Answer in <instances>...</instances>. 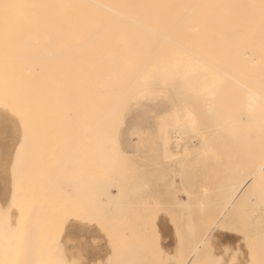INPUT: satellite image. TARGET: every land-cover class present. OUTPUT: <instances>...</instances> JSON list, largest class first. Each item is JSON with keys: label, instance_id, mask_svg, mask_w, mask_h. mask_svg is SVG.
I'll return each instance as SVG.
<instances>
[{"label": "bare ground", "instance_id": "6f19581e", "mask_svg": "<svg viewBox=\"0 0 264 264\" xmlns=\"http://www.w3.org/2000/svg\"><path fill=\"white\" fill-rule=\"evenodd\" d=\"M63 82H65L64 85H65V87L66 86L67 87L64 88L65 92H64V89H62V91L64 93L62 91L61 92H62V95L64 94L63 95L64 97H61L60 96V93H61L60 90L62 88L61 83L63 86ZM156 92L158 94L162 93L161 95H163V94L167 95V96L170 95L171 99L175 102V104L179 105L178 107L176 106L177 108L174 107V109H176L175 111H177V113L180 115L186 114V116L182 117V120H181V121L185 122L184 124H187V121L184 120V118L185 119L187 118L188 113L193 117V119L195 120V144H197L199 147L204 146V149H206L208 146V148L216 150L215 148L217 146L215 148H214V146L211 147L212 145H209L210 143H207V142L213 141L216 143V142H225L226 141V143L228 144L229 141H227V140H229V139H231L235 142L236 141H239V142H243V141H249V142L251 141L252 142L253 141L252 144H254V140L259 139V136L261 133L264 134V0H0V111L2 112L5 110L8 112L10 111L12 114H13V112L14 113L16 112L15 114H18V110H19L18 107L19 106L17 107V105H15V104H17L20 101L30 102L32 106L28 105V106L22 107V109L28 108L31 106V108L27 110L28 113L33 112V114L35 116L41 117V121L43 119L42 117L46 118L48 115L50 117V113L54 112L53 110L56 111V109H57V111L59 110L58 111V113H59L61 110H63L62 107H65V106L66 107H65V110L63 112L64 113L67 112V113H65L67 115L66 118L69 115L68 111H70V112L72 111L71 116L75 117V120L72 123H75L76 120H79V122L77 121L78 124H77V122L75 123L77 125H74L72 123L70 125H72V127H73V129H72L73 130L72 131L73 137L72 138L74 139L73 142H75V144H76L75 145L76 147L73 145L74 148H72V149L73 150L77 149L76 152H78V154H80V156H81V158H80V156L78 158L80 159V161H82V163H80L81 164V167H80L81 172L79 171L81 173V174H79V175H81V177H80L81 181L79 179V182L80 183L82 182L84 184H81V187L87 186V185H85L86 184L85 181L92 179V175L90 174V170L92 167H89L88 165L86 166V164L92 162L93 159H95L96 163L98 162L100 164V162L98 161V159L100 157H101V159L103 157L102 160L107 163L106 159L109 157L107 155H110V157H111L114 155L113 153L116 150H118V148L115 144L116 141H114V140H116V137L114 136V134L116 132V129H117V126H118V123L120 120V116H121V113H122V110L124 109V107L129 103L130 100H132L136 96L138 97V96L143 95V94L146 95L149 93L151 94V93H156ZM60 97L63 98V101L65 100L64 103L66 102V100L68 102V99L71 98V106H67V102L64 105V103L62 102V99H61V101H59ZM58 102L59 103L61 102L60 104L62 107L60 106V104ZM54 105H55V107H54ZM22 106H23V104H22ZM59 106L61 107V110L58 109V108H60ZM179 107L181 110H179ZM1 112H0V114H1ZM26 112H25V114H26ZM11 113H9V115ZM60 113L58 115L55 114V112L51 114V115H54V114L56 115V117H55L56 122H58L57 117L60 116ZM1 116H2V118L4 116V119H5V116H7V112H6V115L3 113V114H1ZM14 116H16V115H14ZM20 116H22V115L20 114ZM28 116H30V114ZM10 117L13 120L17 119V117H14L15 119L12 118V115H10L9 118ZM18 117H19V115H18ZM24 117H25V115H24ZM51 117H53V116H51ZM60 118H61V116H60ZM13 120H11V123ZM20 120L21 119H19L18 121H20ZM26 120L28 121V119H26ZM49 120L50 119H48V122H47V120L46 121L44 120V122H45L44 127L46 126V124H48V123L50 124ZM51 120H52V118H51ZM62 120H64V119H62ZM194 120H192V121H194ZM2 121L6 122V120H2ZM33 121H34V118H33ZM60 121L61 120H59V123H57V125H55L56 122H54L53 126L55 125L54 127H57L58 125H60ZM15 122H16V120H15ZM6 123L2 124V122H0V124L3 125V127H4V125L6 127L10 124V122H8V125ZM39 123L41 124V122H39ZM67 123H69V122H67ZM12 124L14 126L15 124H17V122L12 123ZM62 124H61V126H62ZM34 125H36V124H34ZM63 125H65V124H63ZM9 126L6 128H9ZM15 126H16V130H17L18 125H15ZM48 126H46V127H48ZM57 128H55V129H57ZM59 128H60V126H59ZM62 128H63V126H62ZM20 129H22V128L19 127V129L17 131H19ZM31 129H32V127H31ZM33 129H35V128H33ZM49 129L53 130V127H52V129L51 128L44 129L46 131L43 133V135ZM63 129H65V127ZM12 130H14V129H12ZM26 130L23 132L26 133ZM20 131H22V130H20ZM35 131L33 130V132H35ZM57 131H58V129H57ZM69 131H71V130H69ZM52 132L48 131L47 134H49L50 137H53L54 133H52ZM55 132H56V130H55ZM14 133H15V130H14ZM38 133H37V135H39ZM50 133L53 135L51 136ZM4 134L5 133H3V135ZM7 134L9 136L10 132H7ZM20 134H22V135L20 137L19 136L18 137L21 139V141H20L21 143L18 142L17 146L20 144L18 146V148L16 147L17 141L13 142V144H14L13 146L11 145V147L14 148L16 151L12 149L15 153H14V155L11 154V156H14L13 160L11 158L9 159L10 161L11 160L13 161L9 167L10 170H8L9 168H7L8 171L7 170L4 171L5 165L0 170V194H1L0 203H1V207L2 206L4 207V205L6 203L5 201L9 197L8 191L10 192V190H11L10 202L12 201L11 205L13 204L14 207H15V205H14L15 203H13V200L16 199L20 202L21 198H19V197L27 198L26 193L28 191L27 192H20L21 189L23 191L22 187L26 184V181L29 182L28 178H27V180H25V178H23L24 174L22 175V171L24 169V164H23L24 162L23 161L25 159V158L23 159V156H22L23 155L22 154V151H23L22 147H23L24 142L27 140V138L22 139L25 135H23V133H20ZM33 135H35V133ZM58 135H60V134H58ZM6 136L7 135L5 134V137ZM8 136H7V138H8ZM50 137L48 136L47 140ZM19 138H18V140H20ZM53 138H50V142L46 141V144H48V143L51 144V139H53ZM58 138H60V136ZM58 138L56 137L55 139H58ZM179 138H180V136H179ZM0 140L2 141V139H0ZM3 140H5V139H3ZM44 140H45V138H44ZM70 140H72V139H70ZM77 140L79 141L78 143H76ZM262 140L264 142V139H262ZM28 141H30V139ZM60 141L61 140H59V142ZM32 142H35V141H32ZM38 142L40 143V141H38ZM54 142L58 143V140H56ZM67 143H69V141ZM1 144H3V143H1ZM5 144H7V143H5ZM27 144H28V142H27ZM54 144H51L50 146L47 145V146L51 147V149H52ZM61 144H63V143H61ZM114 144H115V146H114ZM212 144L214 145V143H212ZM230 144H231V142H230ZM68 145H70V144H68ZM205 145H206V148H205ZM6 146L7 145H1L0 147L5 148ZM263 146H264V143H263ZM29 147H31V146H29ZM54 147L56 150L57 147L56 146H54ZM58 147H60V146H58ZM71 147H70V149H71ZM112 147L115 148L114 152H113L114 149L113 150L110 149ZM46 149H44V150H46ZM70 149H68V150H70ZM211 149H208V150L211 151ZM223 149H224V147H223ZM10 150H11V148H10ZM48 150L50 151V148H48ZM48 150H46V152ZM109 150L111 151L110 154L108 153ZM208 150H206L207 153H208ZM3 151H1V152H3ZM13 151H12V153H13ZM53 151H54V148H53ZM31 152H33V151H31ZM105 152H106V154L104 156H102V154ZM186 152H188V151H186ZM211 152L213 153V151H211ZM211 152H209V153L212 155ZM8 153H9V150H8ZM29 153H30V151H29ZM71 153H72V150H71ZM3 154H6V151H5V153L3 152L2 155ZM55 154L57 155L58 152L57 153L55 152ZM99 154H101V155L99 156ZM215 154H216V152H215ZM0 155H1V153H0ZM43 155H44V153H43ZM77 155H76V157H77ZM211 155H210L211 159L216 156V155H212L213 156L212 157ZM11 156L8 155V157H11ZM44 156H46V155H44ZM73 156H74V154H73ZM94 156H95V158H93ZM206 156L208 157L209 155H206ZM54 157H56V156H54ZM105 157H106V159H105ZM233 157H235V156L233 155ZM1 158H3V157H1ZM28 158H30V155ZM39 158H40V156H39ZM42 158L43 157H41L40 159H42ZM111 158H113V157H111ZM111 158H110V162L113 163ZM114 158L117 159V156ZM4 159H7V158L5 157ZM119 160L120 159H117L116 162ZM207 160H208V158H207ZM37 161H39V160H37ZM43 161H45V160H43ZM57 161H58V159H57ZM6 162H7V164L10 163L8 161V159ZM67 162L69 163V161H67ZM104 162L102 163V165L104 164ZM60 163H61V161H60ZM42 164H43V162H42ZM64 164H66V163H64ZM99 164H98V166H96V164H93V162H92V165L91 164L90 165L91 166L94 165V167L96 166L97 168L93 167L91 172L92 171L96 172L95 169L103 167V166L100 167ZM32 165H31V167H32ZM35 165H37V164H35ZM35 165H33V166H35ZM46 165H48V164H46ZM6 166H9V165H6ZM107 167L108 166L103 168L104 169L102 172L103 174L107 173V171L105 170ZM120 167H121V165H120ZM122 167H123V165H122ZM45 168H47V167H45ZM48 168H49V166H48ZM118 168H117V170H118ZM5 169H6V167H5ZM78 169H79V166L77 167L76 170H78ZM108 169L109 168H107V170ZM36 170H38V168H36ZM66 170H68V169H66ZM100 170L102 171V169H100ZM6 171L9 172L8 176L10 174V176L8 177V180L11 179V182H10V180L8 181L10 185H8L7 180H6V178H7L6 173H5ZM41 172H43V171H41ZM238 172H240V171H238ZM29 173L33 174L31 172H29ZM44 173H43V177H44ZM123 173H124V171H123ZM241 173H243V172H241ZM98 174L101 175L99 173V171H98ZM103 174H102V176H105ZM49 175H50V173H49ZM106 175H107L106 176L107 178H110L108 176V174H106ZM40 176H41V174H40ZM180 176H181V174H180ZM256 176H257V174L252 176V179L254 181L257 178ZM25 177H26V175H25ZM31 177L32 176H30V178ZM43 177H41V179ZM53 177H55V175ZM106 177H104V178L106 179ZM100 178H102V177H100ZM120 178L122 179V177H120ZM38 179H40V178H38ZM52 179L53 178H51V183L53 182ZM69 180L68 181L66 180V183H67L66 186H68V188L70 185H71V187H73L72 184L75 183L74 182V183L70 184ZM108 180H110V179H108ZM71 181H72V179H71ZM111 181H112V187H113V184H115L113 182H116L117 179L115 181H113V180H111ZM35 182H37V180L34 181L33 183H35ZM76 183H78L77 180H76ZM103 183H105V182H103ZM35 184H37V183H35ZM92 184H94V183L92 182ZM107 184H109V183H107ZM116 184H118V182ZM122 184H124V183L122 182ZM242 184H244V183H242ZM27 185H29V184H27ZM40 185H42V184H40ZM137 185H138V183H137ZM11 186H12V188L10 189ZM30 186H31V183H30ZM75 186H77V184ZM75 186L73 188H75ZM105 186H106V184H105ZM38 187H40V186L37 185V188ZM99 187H98V189H99ZM243 187H245V186H243ZM35 188L36 187L34 185V186H32V188L29 191L30 202H31V199L32 200L41 199L42 202H45V201H43V197L39 198V196H41L39 194H41V193L36 195V198L38 197L37 199L34 197L35 192L37 193ZM53 188H54V186H53ZM87 188H85V189L87 190ZM145 188H147V187L145 186ZM227 188H228V186H227ZM45 189H46V186L44 188V191H45ZM78 189L79 188H77V190ZM106 189H107V186H106ZM116 189H118V191H117L118 193L116 192L117 195L121 194L122 188H120V190H119V186H118ZM140 189H142V187ZM26 190H28V189H26ZM26 190L24 189V191H26ZM101 190H103V189H101ZM51 191H52V193L55 192L53 190H51ZM65 191H66V189H65ZM65 191H64V194L66 193ZM107 191L106 192H100V195H98L99 200L97 201V199H96V201L98 203L96 202L97 203L96 204L94 202V204H96V205L91 203L92 204L91 206L92 207H94V206L99 207L101 205V207L103 208L102 204H104V206H105L106 204L111 205V203L114 205V203H115L114 201H116V202L118 201L119 203L121 202L120 200H118L119 198H121L120 195H118L119 196L118 199L115 196L116 194L113 196L114 198H111L112 195L109 194L110 192H107ZM241 191H242V188L240 186L238 188H236L234 190V192L232 190L234 198H237ZM38 192H39V190H38ZM87 192H89V190ZM96 192H95V194H96ZM131 192H132V190H131ZM56 193L59 194L61 192L59 190V191H56ZM77 193H79V194L82 193V190H81V192L80 191L76 192V194ZM103 193L105 194L104 195L105 197L108 194V198L106 197L107 201H109V198L112 199L113 201L110 200L111 201V202L109 201L110 203L105 202L106 204L104 202L102 203L100 201V199L103 196ZM45 194L44 195L42 194V196H44V197L46 196L45 198L47 199V196H49L50 193L48 195L47 194L45 195ZM58 194H56L55 196L53 195V196L54 197L57 196V198L62 196V195L60 196V194L58 196ZM64 194L62 196L63 198H65ZM66 194H68V196ZM66 194H65L66 197H69V198L71 197L69 193H66ZM53 196H51L52 200L50 199V201L56 200V199H54ZM75 196L76 195H74L73 197H75ZM99 196H101V197H99ZM121 196H122V194H121ZM81 197H84V195ZM23 198H22V200H23ZM25 198L23 201H26V203H27V200H29V199L27 198V200H25ZM49 198H50V196H49ZM115 198L117 200H115ZM74 199L77 200V197H75ZM74 199L72 198V202H73V204L71 202L72 206L76 204L74 202ZM80 199L82 201V198H80ZM83 200H84V198H83ZM62 201H64V200H62ZM62 201L60 202L58 199V202H60V204L62 203ZM78 201H80V200H78ZM36 202H38V204H39V201H36ZM42 202H41V204H42ZM65 202H66V200H65ZM89 202H91V201L89 200ZM185 202H189V201L186 200ZM200 202H202V201H200ZM67 203H70V202H67ZM50 204H52V203H50ZM54 204L55 205H53V206H56V202ZM58 204L56 207H58ZM71 204L69 205L70 209L72 207ZM186 204L187 203H185L184 206H186ZM16 205H17V208L19 210L17 212H15L13 210H12L13 212H11V210H10V212H11L10 215L14 218L15 217L20 218V216L22 217V212L24 210L22 209V211H21V209H20L21 208V202H20V206H19V204H16ZM63 205H64V202L62 203V206ZM80 205H81V203H80ZM88 205H90V203H88ZM200 205H201V203H200ZM212 205H214V204H212ZM67 206H65V207H67ZM85 206L87 207V205H84L81 208L77 204L76 205L77 209L75 208L77 210V212H76V214H73L75 216L72 217V214L71 215L69 214L72 218H70V216L68 215L69 219H67V220L65 219L66 220L65 221L66 222V228H65L66 232L63 231V232H65L64 233L65 237H67V238L71 237L72 238L75 235H79V234L83 235V233L86 236L89 231L94 236L95 232L93 230H95L96 228L94 229L93 227H95V226H91V225L88 226L85 223L88 221V220H85V214L88 211L84 214L82 212L81 213L78 212V208L88 210L90 207V206H88V208H85ZM188 206H190V205H188ZM26 207L28 208V206H26ZM39 207L42 208V206H39ZM39 207H38V209H39ZM92 207H90V208H92ZM98 207H96V208H98ZM31 208H32V210H34L33 209L34 207L31 206ZM52 208H54V207H52ZM118 208H120V207H118ZM142 208H143V206H142ZM186 208H188V207H186ZM4 209H6V208H4ZM44 209H45V207H44ZM62 209H63V207L61 208V210ZM25 210H27V209H25ZM57 210L60 212V209H57ZM28 211H30V210H27V212ZM49 211L50 210L47 209L46 212H48V213H46V215L50 214L52 212V211H50V213H49ZM58 211H55V212L57 213ZM66 211H67V209H66ZM66 211L65 212L61 211L60 213H62V212L66 213ZM90 211H91V209L89 210V212ZM94 211H96V209L93 210L92 212H94ZM118 211H120V209ZM5 212H6V210L4 211V213ZM70 212L73 213V212H75V210L72 208V210H70L69 213ZM77 213H79L78 218L76 217ZM95 213L97 214L98 210ZM133 213H135V212H133ZM32 214H34V213H32ZM88 214L89 213H87L86 215H88ZM221 214H223V212L220 213V215ZM8 215H9V210H8L7 217H8ZM44 215H45V213H44ZM57 215L53 217V215L51 214L50 216L53 217V220H54V218H57ZM37 216H40V215L38 214ZM221 216H224V214ZM5 217H6V215H5ZM24 217L26 219L27 216L24 215ZM47 217H49V215H47ZM86 217L91 221V223H88V222H90V221H88L87 222L88 224H92L93 222L95 223L97 220L96 219L94 221V220H91L90 217H88V216H86ZM118 217L119 216H117V220H118ZM125 217H126V215H124V218L120 217L121 219H123V222H125L124 221V219H126ZM4 218L2 217L1 219H4ZM61 218H63V217H61ZM93 218H96V217L92 216V219ZM49 219H51V218H49ZM76 219L80 220V221H77ZM102 219L104 220V218H102ZM53 220H52V222H53ZM117 220L115 219V221H117ZM6 221H7V219H6ZM28 221H29V219H28ZM104 221L106 222V220H104ZM112 221H113V218H112ZM126 221H128V220H126ZM189 221L192 224V221L191 220H189ZM0 222H1V220H0ZM21 222L22 221L20 220V223ZM58 222L59 221H57V223L55 222V225H59ZM60 222H62V221H60ZM109 222H107V223L109 224ZM16 223H18V221ZM120 223H122L121 220H119L118 224H120ZM2 224L0 223L1 226H2ZM44 224L46 226V224H48V223L44 222L43 226H44ZM49 224L51 226V223H49ZM116 224H117V222H116ZM5 226H6V224H5ZM8 226L10 227L13 225H11L9 223ZM26 226L24 225V227H26ZM36 226H37V224L34 226L35 229H37ZM126 226H127V224H126ZM121 227L124 228V231L126 230L125 226L121 225ZM188 227H190V225ZM2 228H4V227L2 226ZM2 228H1V230H4ZM12 228H15V227H12ZM60 228L64 229L62 224H61ZM122 228H121V230L123 231ZM6 229H7V227H6ZM10 229H11V227H10ZM22 229H23V227H22ZM41 229L39 231H41ZM43 229H45V228H43ZM111 229L115 230V228H111ZM85 230H87V232H85ZM28 231H29V228H28ZM37 231H38V229H37ZM116 231L117 230H115L114 233ZM124 231L122 233H124ZM132 231L133 230L131 228L130 232H132ZM192 231L193 230H191L190 232H192ZM45 232H46V229H45ZM57 232L59 233V231H57ZM206 232H208V231H206ZM8 233H9V230H8ZM24 233H25V231H24ZM24 233H22V234L24 235ZM4 234H6V233L4 232ZM18 234H20V233H18ZM104 234L106 235L107 233L104 232ZM133 234H132V236H133ZM186 234H188V233H186ZM116 235H117L116 238L118 240L120 234H118L116 232ZM0 236H1V234H0ZM16 236L17 235H15V237ZM95 236H96V234H95ZM97 236H99V235H97ZM106 236L108 237V235H106ZM8 237H7V239H8ZM10 237H11V235H10ZM49 237H50V235H49ZM124 237H125V234H124ZM204 237H205V235H204ZM1 238H3V236H1L0 239ZM36 238H38V237H36ZM76 238H77V236H76ZM94 238H96V237H94ZM94 238H93V240H94ZM7 239H6V241H7ZM11 239L12 238H10V240ZM21 239H23V238H21ZM26 239H24V240H26ZM45 239H48V238H45ZM82 239H83V237H82ZM87 239H89V233H88ZM2 240H4V244H2L4 246L5 245V239H2ZM41 240H43V239H41ZM96 240H95V244L97 246L98 244L96 243ZM219 240L221 241L222 239L219 238ZM80 241H82V240H80ZM84 241H85V239H84ZM108 241H106V242H108ZM16 242H14V243H16ZM24 242L27 243L26 241H24ZM24 242H23V244H24ZM39 242H40V240H39ZM39 242L37 241L36 244H38ZM72 242H74V241H72ZM75 242L77 243V241H75ZM91 242H92V239H91ZM114 242H116V240ZM119 242H121V239H119ZM42 243H45V241ZM67 243H68V241H67ZM71 243H69V244H71ZM78 243L80 244V242H78ZM110 243H111V239H110ZM110 243H108V244L110 245ZM199 243H198V245H202ZM95 244L93 245V248H94ZM2 245L0 247H3ZM11 245H12V243H11ZM18 245H19V243H18ZM58 245L59 244H57V246ZM90 245H92V244L90 243ZM112 245H111V247H112ZM189 245H190V243H189ZM59 246H61V245H59ZM100 246H102V245H100ZM118 246H119V244H118ZM11 247H10V249H11ZM69 247H70V245H69ZM86 247H87V244H86ZM86 247H84V248H86ZM175 247L177 248V244ZM175 247H174V250L178 251V250H176ZM210 247H213V246L211 245ZM4 248H7V250H9L8 247L4 246ZM14 248H15V246H14ZM60 248H62V247H60ZM84 248H82V249H84ZM95 248H96L95 250L99 249L97 247H95ZM102 248H101V250H102ZM124 248H125V245H124V247H122V249L124 250ZM219 248H217V249L215 248L216 251L217 250L219 251L220 250ZM24 249H26V248L24 247ZM24 249L21 251H24ZM32 249H33V247H32ZM65 249H66V247H65ZM196 249H199L198 246L196 247ZM196 249H195V251H196ZM4 250H3V252H7L6 250L5 251ZM38 250H40V249H38ZM60 250L64 251L63 248ZM60 250H59L60 253L57 250H55L57 252L56 255H58L59 258L62 255L61 254L62 252ZM87 250L84 249V252ZM126 250H127V248H126ZM137 250H138V252H140L141 249H137ZM193 250H194V248L192 249V251ZM28 251H30V250L28 249ZM175 251H174V253H175ZM192 251H191V254H192ZM8 252L11 253L10 251H8ZM84 252L82 250L81 253H84ZM92 252H94V251H92ZM112 252H114V251H112ZM1 253H2V251H1ZM24 253H26V250L24 251ZM64 253L65 252H63V257H64L63 260L66 261L67 257H66V255L64 256ZM98 253H99V251H98ZM106 253H108V251ZM12 254L13 253H11V255ZM87 254H88V256H87L88 258H86V260L87 259L89 260L90 257L92 259L97 258L94 256L95 254H93V257H92V255L89 257V255H90L89 253H86L84 255H87ZM99 254L98 255L96 254V256H98V258H100ZM103 254L105 255V253H103ZM121 254L123 255V253H121ZM25 255L26 254H24L23 256H25ZM31 255L32 254H30V256ZM53 255H55V253H53ZM81 255H83V254H81ZM106 255H108V254H106ZM110 255L112 256L111 253H110ZM30 256L28 258H30ZM9 257H11V256H9ZM63 257H61V258H63ZM110 257H109V259H110ZM127 257H131V255L128 256V254H127ZM32 258H34V255H32ZM35 258H37L36 255H35ZM59 258H57V259H59ZM6 259H7V257L5 258V260ZM25 259H26V257H25ZM44 259L39 258L37 260L34 259V261L36 262V264H43V263L59 264V262L61 263V260H62L61 259L60 261H58V260H48V259L44 260ZM100 259H102V258H100ZM124 259H128V258L124 257ZM188 259H189V257L187 258V260ZM15 260H17L16 257H15ZM63 260H62V264L64 263ZM95 260L98 261V259H95ZM111 260L112 259H110V261ZM190 260H191V258H190ZM195 260H196V255H195ZM71 261H73V260H71ZM71 261H68V262L71 263ZM76 261H77L76 263L81 262L80 259H79V261L78 260H76ZM107 261L109 262V260H107ZM122 261L124 262V260H122ZM136 261H137V259H136ZM136 261H135V264H136ZM12 262H13V260L8 259V261H3L0 258V264H12ZM21 262H22V264H26V262L28 263V261L27 260L25 261L24 259ZM73 262H75V261H73ZM87 262L89 263L90 260ZM92 262H94V261H92ZM99 263L101 264L102 261H100ZM131 263H133V262H130V264ZM172 263H173V261H172ZM196 263L199 264L198 262L195 261V264ZM65 264H66V262H65ZM82 264H85V262H83ZM174 264H175V262H174Z\"/></svg>", "mask_w": 264, "mask_h": 264}, {"label": "rangeland", "instance_id": "374dc122", "mask_svg": "<svg viewBox=\"0 0 264 264\" xmlns=\"http://www.w3.org/2000/svg\"><path fill=\"white\" fill-rule=\"evenodd\" d=\"M64 83L65 82H63V86L61 83L62 88H61L60 92L62 91V89L67 87V86L65 87ZM62 92L60 93V96L64 97L63 96L64 94L62 95ZM64 92H65V89H64ZM161 94L162 93L158 94L157 92L151 93V94L149 93L146 95L143 94V95H140L138 97L136 96L137 97V98L135 97L136 99L133 98L132 100L129 101V103L122 110L120 120H119L117 129H116V132L114 134V136L116 137V140H114V141H116L115 144H116L118 150L115 151L114 147L110 148L111 150L114 149L113 152L114 151L115 152L114 153L112 152V153L115 156L113 155V156H111L113 158H111L110 155H107V156H109L107 159L105 157L107 163L109 162L108 164L102 160L103 157H102V159H101V157L98 159L100 164L98 162L96 163L95 159H93V161H92L93 164H96V166H98V164H99L100 167L103 166L102 168L95 169L96 172H93V171L91 172L92 168L94 167V165L91 166L92 162L87 163L86 166L88 165L89 167H92L90 170V174L92 175V179L86 180L85 185H87V186L82 185L83 187H81V184H84V183L79 182V179L81 181V178H80L81 175H79V174H81L80 173L81 172V170H80L81 164L80 163H82V161H80V159L78 158L80 156V154H78V152H76L77 149L76 150L72 149L76 145L75 142H73L74 139L72 138L73 137V135H72L73 127H72V125H70L75 120V117L71 116L72 111L71 112L68 111L69 115L66 118L67 115L65 113H67V112H65V113L63 112L65 110L66 106L62 107L60 104L61 102L60 103L58 102L60 104V106L63 108V110H61L60 106H59L60 108H58L61 110L60 112L63 114L62 115L59 112L61 118H60V116L57 117L58 122H56V118H55L56 115L55 114H57L59 110L58 111H57V109H56V111L53 110L55 112V114H54L55 116L51 115L52 113H54V112H52V113H50V117H49V115L46 118L42 117L43 119L41 121V117L35 116L33 114V112L28 113L27 110L30 109L32 105L30 102H27V101H20V102H18L19 104L18 103L15 104V105H17V107L19 106L18 109L20 110V111L18 110V114H15L16 112L15 113L13 112V114L16 116H14L10 111L9 112L5 111V110L2 112L0 111L1 114L4 113L5 115L7 112V116H5V119H4V116L2 118V116L0 114V122H2V124L7 122L6 123L7 125H8V122H10V124H9L10 126L8 125L9 128H6L8 126L5 127V125L3 127V125L0 124V139H2V141L0 140V146L1 145H7L6 147L7 148L9 147L8 149L5 147L7 150L3 147H0L1 149L3 148L2 150L0 149L1 151H3L4 149L5 150L3 152L5 153V151H6V154H3L4 156L2 155L3 152L0 151V153H1L0 156L3 157V158L0 157L1 158L0 159V170L5 165L4 166V171H5L12 164V162H13L12 160H13L14 156H11V154L14 155L15 152L13 150H15V149L12 148L11 145L13 146L14 145L13 142L17 141L16 147L18 148V146L20 145L19 144L17 146L18 142L21 143L20 142L21 139L19 137L22 134H20V133H23V135H25L26 137L24 136L23 138L22 137L21 138L22 139L27 138V140L24 142L23 147H22V150H23L22 156H23V159L25 158L23 161L24 162L23 163L24 169L22 171V175L24 174L23 178H25V180H27V178H28L29 182L31 183V186H30V183L26 181V184L22 187L23 191H22V189L20 191V192H27L28 191L26 193V197L29 199V200H27V198L24 197L25 200H27V203H28L27 204L26 201H23L24 200L23 197H19V198H21V200H20L21 208L20 209H21V211H22V209L24 210L22 212V217L20 216V218H17V217L14 218L10 215L11 212H13V211L17 212L19 210L17 208L16 204H19V206H20V202L16 199L15 200L12 199L13 203H15L14 204L15 207L13 206V204L11 205V203H12V201L10 202L11 190H10V192L8 191L9 197L5 201L6 203L4 202L5 203L4 207L3 206L1 207V203H0V208H1L0 212L4 208H6L1 212L2 214L0 213V216H1L0 217V220H1L0 223L4 224V225L2 224V226L4 228H2V226L0 225V234H1V236H3V238L0 239V246L2 244H4V240H2V239H5V245L4 246L9 248V250H7V248H4L3 245H2L3 247H0V253L2 251V253L0 254V256H1L0 258L3 261H8V259L13 260L12 264H17V263L22 264L21 261H23V259L25 261L26 260L28 261V263L26 262V264H31V263L36 264L34 259L37 260L39 258H41V259L45 258L48 260L60 261L61 259L62 260L64 259L63 252H65L66 254L64 253V256L66 255L67 260L68 261L73 260L75 262L71 261V263H70L67 260L66 261L63 260V262H64L63 264H65V262H66V264H75L77 262L76 260L79 261V259L82 263L85 262V264L86 263L87 264H98L100 261H102L101 264H112V263L113 264H124V263L130 264V262H133L131 264H135L136 259H137L136 264H138V263L139 264H162V263L163 264H174V262H175V264H195V261L198 262L199 264H264V146H263L264 142L262 140V139H264V134L261 133L259 136V139H255L256 141L254 140V144H252L253 141L252 142L251 141L250 142L249 141H243V142L236 141L235 142V141L229 139V140H227V141H229L228 144L226 143V141L225 142H216V143L211 141L212 143H214V145L211 142H207V143H210L209 145H212L211 147L214 146V148H215L217 146L215 148L216 150L208 148V146L206 148V145H205L206 149H204V146L199 147L197 144H195V120L193 119V117L188 113L187 118L186 119L184 118V120L187 121V124H184L185 122H183L181 120H182V117L186 116V114H184V115L178 114L177 111H175L176 109H174V107L177 108L179 105L175 104V102L171 99L170 95L167 96V95H164V94L161 95ZM61 97H60L59 101H61V99H62V102L64 103L65 100L63 101V98H61ZM66 102H67V100H66ZM65 103H64V105H65ZM22 104H23V106H22ZM28 105H31V106L28 108L22 109V107H25ZM67 106H71V98L68 99ZM54 107H55V105H54ZM179 110H181L180 107H179ZM25 112H26V114H25ZM9 113H11L10 115H12V118L17 117V119L14 118L17 122V124H15V125H18L17 130L19 129V127H21L22 129H20V130H22V131H20V130H19L20 132L17 131L16 126L15 125H14L15 127L13 126L12 123H16V122H15V120L11 119V117L9 118V116H10ZM20 114L22 116H20ZM29 114L31 117L28 116ZM18 115H19V117H18ZM24 115H25V117H24ZM51 116H53V117H51ZM32 117L34 118V121H33ZM47 118L50 119L49 121H50L51 125L48 123V124H46V126L49 125L50 127L49 126L44 127V125H45L44 120L45 121L47 120V122H48ZM51 118H52V120H51ZM19 119H21V120L18 121ZM26 119H28L29 122ZM62 119H64V120H62ZM2 120H6V122H4ZM11 120H13L14 122L12 121V123H11ZM59 120H61V121H60V125L57 126L58 128L54 127L55 125H57V123H59ZM192 120H194V121H192ZM77 121L79 122V120H76V122ZM39 122H41V124ZM54 122H56V124L53 126ZM67 122H69V123H67ZM78 122H77V124H78ZM62 123L65 124L66 126L63 125ZM75 123H72V124L77 125ZM34 124H36L37 126ZM61 124H62L63 128L65 127V129L62 128ZM59 126L61 129L59 128ZM31 127H32V129H31ZM52 127H53L54 131L50 130V129L48 131L49 132L53 131L52 133H54V136H53L54 138L50 137V135L47 134L48 131L43 135V133L46 131L44 129H46V128L52 129ZM33 128H35V129H33ZM55 128H57L58 131L59 130L60 131L58 132L57 129H55ZM12 129L15 130V133H14V130H12ZM66 129L68 131L69 130H71V131L68 132ZM25 130H26V133L23 132ZM33 130L34 131L36 130V131L33 132ZM55 130H56V132H55ZM6 131L10 132L9 136H8ZM3 133H5L8 136V138H7V136L5 137V134L3 135ZM34 133H35V135H33ZM37 133L39 135H37ZM57 133L60 135H58ZM46 134L50 138H53V139H51V144H54L55 143L54 141L58 140L59 144L57 142L54 144V146L57 147L56 150H55V147L53 146L54 151L56 153L58 152V154H57L58 156L53 151V148L51 149V147H49L51 145L48 143V142H50V138L47 140L48 136ZM52 135L53 134H51V136ZM55 136L57 138L60 136V138L55 139L56 138ZM179 136H180V138H179ZM18 138L20 140H18ZM44 138H45V140H44ZM3 139H5V140H3ZM29 139H30V141H28ZM70 139H72V140H70ZM59 140H61V141L59 142ZM32 141H35V142H32ZM38 141H40V143ZM46 141H48L47 142L48 144H46ZM68 141H69V143H67ZM27 142H28V144H27ZM78 142L79 141L77 140L76 143H78ZM230 142H231V144H230ZM1 143H3V144H1ZM5 143H7V144H5ZM61 143H63V144H61ZM56 144L60 147H58ZM68 144H70V145H68ZM115 144H114V146H115ZM47 145H49V146H47ZM29 146H31V147H29ZM70 147H71V149H70ZM223 147H224V149H223ZM10 148H11V150H10ZM48 148H50L51 152L48 150ZM44 149H46L48 151L46 152V150H44ZM68 149H70V150H68ZM208 149H211V151H213V153ZM8 150H9V153H8ZM71 150H72V153H71ZM206 150H208V153ZM12 151H13V153H12ZM29 151H30V153H29ZM31 151H33V152H31ZM186 151H188V152H186ZM214 151L216 152V154ZM209 152H211L212 155H216V156L213 157ZM43 153L46 156H44ZM108 153L110 154L111 151L109 150ZM73 154H74V156H73ZM105 154H106V152L103 153L102 156H104ZM8 155L11 157H8ZM29 155H30V158H28ZM38 155L40 156V158L41 157H43V158L40 159ZM76 155H77V157H76ZM100 155L101 154H99V156ZM206 155H209V156L207 157ZM210 155L213 157L212 158L213 160L211 159ZM233 155L235 157H233ZM54 156H56V157H54ZM116 156H117V159H120L117 162H116L117 159L114 158ZM5 157L10 162V163L8 162L9 164H7V162H6L7 159H4ZM10 158L12 159L11 161L9 160ZM80 158H81V156H80ZM93 158H95V156ZM110 158L113 161V163L110 162ZM207 158H208V160H207ZM57 159H58V161H57ZM37 160H39V161H37ZM43 160H45V161H43ZM66 160L69 161V163ZM60 161H61V163H60ZM42 162H43V164H42ZM103 162H104V164L102 165ZM64 163H66V164H64ZM32 164L33 165L37 164V165L33 166ZM46 164H48V165H46ZM6 165H9V166H6ZM31 165H32V167H31ZM120 165H121V167H120ZM122 165H123V167H122ZM48 166H49V168H48ZM78 166H79V169L76 170ZM96 166L94 168H97ZM104 166L105 167L108 166L107 168H109V169L107 170V168H106L105 170L107 171V173L103 174L102 172L104 170L103 168H105ZM5 167H6V169H5ZM45 167H47V168H45ZM36 168H38V170H36ZM117 168H118V170H117ZM66 169H68V170H66ZM100 169H102V171ZM8 170H10V168ZM7 171L5 172L6 177H7L6 180H7L8 185H10L8 182L9 180L11 182V179L8 180V177L10 176V174L8 176L9 172H7ZM41 171H43V172H41ZM98 171L100 174L102 173L105 176H102V174L99 175ZM123 171H124V173H123ZM238 171H240V172H238ZM29 172L33 173L34 175L30 174ZM241 172H243V173H241ZM39 173L41 174V176ZM43 173H44V177H43ZM49 173H50V175H49ZM106 174H108V176L110 178H107ZM180 174H181V176H180ZM255 174H257V176H256L257 178L254 181L252 179V176ZM25 175H26V177H25ZM54 175H55V177H53ZM30 176H32V177L30 178ZM41 177H43V178L41 179ZM100 177H102V178H100ZM104 177H106L107 180ZM120 177H122V179ZM38 178H40V179H38ZM51 178H53L55 180L54 181L52 179V181H53L52 183H51ZM71 179H72V181L73 180L74 181L72 182ZM108 179H110V180H108ZM114 179L115 180L117 179V181L113 182L115 184H113V187H112V181L111 180L115 181ZM36 180H37V182H35V183H37V184L33 183ZM66 180L67 181L69 180L70 184L75 182L74 184H72L73 187L76 184H77V186H75V188H73L70 185L68 188V186H66V184H67ZM76 180L78 183H76ZM92 182L94 184H92ZM103 182H105V183H103ZM117 182L119 185L116 184ZM122 182L124 184H122ZM107 183H109V184H107ZM137 183H138V185H137ZM242 183H244V184H242ZM27 184H29V185H27ZM40 184H42V185H40ZM105 184L107 186V189H106ZM34 185H35V187H36L35 189L37 191V193L35 192L34 197L36 198V195L41 193V194H39L41 196H39V195L38 196H39V198L43 197V201H45V202H42L41 199H38V200H35V199L32 200L31 199V202H30L29 191L32 188V186H34ZM37 185L40 187L37 188ZM45 186H46V189L44 191ZM53 186H54V188H53ZM97 186L98 187L100 186L99 189ZM118 186H119V190H120V188H122L121 189L122 196H121V194H118V195H120L121 198H119V196L117 195L118 189H116V188ZM145 186L147 188H145ZM227 186H228V188H227ZM239 186L242 188V191L240 192V194L237 198H234L232 190L234 192V190L236 188H238ZM243 186H245V187H243ZM56 187L57 188L59 187V188L57 189ZM84 187L85 188L88 187L87 190ZM139 187L140 188L142 187V189H140ZM11 188H12V186L10 187V189ZM77 188H79L78 190L80 192L82 190V193L76 194V192H79L77 190ZM100 188L103 190H101ZM203 188L204 189L206 188V189L204 190ZM24 189L25 190L28 189V190L24 191ZM65 189H66V191H65ZM38 190H39V192H38ZM49 190L50 191L51 190H53V191H55V190L59 191L60 190V192H61V193H59L60 196L61 195L63 196L64 191H65L66 193L70 194L71 199L69 197H66V195L68 196V194H66V193H65L66 195L64 194L65 198H63L62 196H61L62 198L61 197L57 198V196L54 197L58 193H56V191L52 193V191L50 192ZM88 190H89V192H87ZM105 190L106 191L108 190L107 192H110L109 194L112 195L111 198H114L113 196L116 194L115 196L117 197V199L119 198L118 200H120L121 202L119 203L118 201L117 202L114 201L116 203V204L114 203V205L112 203H111V205L106 204L107 202L110 203L111 202L110 200H112V199L109 198L110 202L107 201L106 197L108 198V194L105 197L104 196L105 194L103 193V196L102 197L99 196V197H101L100 201L102 203L106 202L105 203L106 205L104 206V204L101 203L103 208L101 207V205L99 207L96 206V207H98V208H96L94 205H96L98 203L97 202L99 200L98 195H100V192H106ZM131 190H132V192H131ZM95 192H96V194H95ZM45 193L47 195L50 193V195H49L50 198H49V196H47L48 200L45 198L46 196L45 197L42 196V194L44 195ZM59 194H58V196H59ZM74 195H76L75 197H77V200L74 199L75 198V197H73ZM83 195H84V197H81ZM51 196H53L54 199H56V200L50 201ZM0 197H1V194H0ZM22 198H23V200H22ZM72 198L74 199V202L76 203V204L74 203L75 204V205H73L74 207L72 206V204H73ZM80 198H82V201ZM83 198H84V200H83ZM58 199L60 202L62 200H64V201H62V203L64 202V205L65 206L68 205V206L67 207H65L64 205L62 206V203L60 204V202H58ZM96 199H97V201H96ZM117 199L115 198V200H117ZM65 200H66V202H65ZM78 200H80L81 202ZM89 200L91 202H89ZM186 200L189 202H185ZM32 201L33 202L35 201V202L33 203ZM36 201H39V204ZM200 201H202V202H200ZM41 202H42V204H41ZM55 202H56V206L59 203L58 207L53 206V205H55L54 204ZM67 202H70V203H67ZM71 202H72V204H71ZM87 202L90 203V205H88ZM94 202L95 203L97 202V203L94 204ZM199 202L201 203V205ZM50 203H52V204H50ZM80 203H81V205H80ZM91 203L94 204L93 205L94 207L91 206L92 205ZM185 203H187L186 206H184ZM70 204L72 206L71 209L69 208ZM77 204L81 208L84 205H87V207L85 206V208H88V206L92 207V208L89 207L88 210L78 208V212H80V213L82 212L84 214L88 211L87 213H89V214L88 215H86L87 213L85 214V220L90 221L86 216L90 217L91 220H94V221L97 219L96 222L95 223L93 222L92 224H88V223H91V221L90 222L87 221L88 223L85 222L88 226H90V225L95 226L93 228L94 229L96 228V229L93 231L95 232L96 236H95V234L93 236V234L90 233V231H89L88 232L89 233V239H87L88 233L86 236L83 233V235L82 234L81 235L80 234L75 235L72 238L71 237L70 238L65 237V234H64L66 232L65 231L66 230L65 229L66 228V222L65 221L67 219H69V216L71 214H72V217L75 216L73 214H76V212H77V210H76ZM212 204H214V205H212ZM25 205L28 206V208ZM188 205H190V206H188ZM31 206L34 207L33 208L34 210H32ZM39 206H42V208ZM142 206H143V208H142ZM38 207H39V209H38ZM44 207H45V209H44ZM52 207H54V208H52ZM62 207H63V209L61 210ZM116 207L117 208L120 207V208L117 209ZM186 207H188V208H186ZM72 208L75 210V212L69 213V211L72 210ZM25 209L30 210V211L27 212V210H25ZM47 209L52 211L51 213L49 211L50 214H47V215H49V217H47V215H46V213H48V212H46ZM57 209H60V212L61 211L65 212L67 209V211H66L67 214L63 213V212L60 213ZM90 209H91V211L89 212ZM95 209H96V211L92 212ZM119 209H120V211H118ZM5 210H6V212L4 213ZM8 210H9V215L7 217ZM10 210H11V212H10ZM54 210L58 211V212L56 213ZM97 210L99 213V214L97 213L98 215L95 213V212H97ZM221 211L223 212L224 216H221L223 214L220 215V213H222ZM133 212H135V213H133ZM32 213H34V214H32ZM44 213H45V215H44ZM23 214L25 216H27L26 219H25ZM38 214L40 216H37ZM51 214L53 215V217L58 214L57 218H54V220H53V217L50 216ZM123 214L126 215V217H125L126 219H124V221L126 223L123 222V219L120 218V217L124 218ZM5 215L7 218L5 217ZM78 216H79V213H77L76 217L78 218ZM92 216H94L96 218L92 219ZM117 216H119L118 220H117ZM187 216L188 217L190 216L191 218L190 217L188 218ZM2 217L3 218L5 217V218L1 219ZM61 217H63V218H61ZM72 217L70 216V218H72ZM101 217L104 218V220H106V222ZM49 218H51V219H49ZM112 218H113V221H112ZM6 219H7V221H6ZM28 219H29V221H28ZM115 219L117 221H115ZM16 220L18 221V223H16L17 222ZM20 220L22 221L21 223H20ZM52 220H53V222H52ZM119 220H121L122 223L118 224ZM126 220H128V221H126ZM189 220L192 221V224L190 223ZM57 221H59L58 223L60 226L55 225V222L57 223ZM60 221H62V222H60ZM77 221H80V220H77ZM42 222L43 223L45 222L48 224H46V226L44 224V226H43ZM107 222H109V224ZM116 222H117V224H116ZM9 223L11 225H13V226H10L12 230L8 226ZM49 223H51V226ZM5 224H6V226H5ZM36 224H37L36 228L38 229V231L34 227ZM61 224H62L64 229L60 228ZM126 224H127V226H126ZM24 225L25 226L27 225V226L24 227ZM121 225L126 227L125 231H124V228L121 227ZM189 225H190V227H188ZM6 227L9 230V233H8V230L6 229ZM12 227H15V228H12ZM22 227H23V229H22ZM1 228L4 230H1ZM28 228H29V231H28ZM43 228L46 229V232H45V229H43ZM111 228H115V230H117L116 232L118 234H120L118 240L116 238L117 237L116 232L114 233L115 230L111 229ZM121 228L123 229L124 233H122L123 231L121 230ZM131 228L133 230L132 232H130ZM40 229H41V231H39ZM191 230H193V231L190 232ZM24 231L26 234L24 233ZM57 231H59V233ZM63 231H65V232H63ZM101 231L102 232L104 231L105 233H107L106 235H108V237L104 234V232L102 233ZM206 231H208V232H206ZM4 232L6 234H4ZM85 232H87V230H85ZM18 233H20V234H18ZM22 233H24V235ZM186 233H188V234H186ZM48 234L50 235V237ZM124 234H125V237H124ZM132 234H133V236H132ZM10 235H11V237H10ZM15 235H17L16 236L17 238L15 237ZM97 235H99V236H97ZM204 235H205V237H204ZM76 236H77V238H76ZM7 237H8V239H7ZM36 237H38V238H36ZM44 237L48 238V239H45ZM82 237H83V239H82ZM94 237H96V238H94ZM10 238H12V239L10 240ZM21 238H23V239H21ZM93 238H94V240H93ZM219 238L222 240L220 241ZM6 239H7V241H6ZM24 239H26V240H24ZM41 239H43L45 241V243H42L44 241ZM84 239H85V241H84ZM91 239H92V242H91ZM110 239H111V243H110ZM119 239H121V242H119ZM39 240H40V242H39ZM80 240H82V241H80ZM95 240H96V243L98 244L97 246L95 244ZM115 240H116V242H114ZM22 241L23 242L26 241L27 243L24 242V244H23ZM37 241L39 242L38 244H36ZM67 241H68V243H67ZM72 241H74V242H72ZM75 241H77V243ZM106 241H108V242H106ZM10 242L12 243V245ZM14 242H16V243H14ZM78 242H80V244ZM84 242L87 244L88 248L86 247V244ZM18 243H19V245H18ZM69 243H71V244H69ZM90 243L92 245H90ZM108 243H110V245ZM189 243L191 246L189 245ZM198 243L202 244V245H198ZM57 244H59L61 246H59V245L57 246ZM94 244H95V246L93 248ZM118 244H119V246H118ZM176 244H177V248L175 247ZM35 245L36 246L38 245V246L36 247ZM69 245H70V247H69ZM100 245H102V246H100ZM111 245H112V247H111ZM124 245H125V248L123 250L122 247H124ZM211 245L213 247H210ZM14 246H15V248H14ZM197 246L199 249H196ZM10 247H11V249H10ZM24 247L26 249H24ZM32 247H33V249H32ZM53 247L54 248L56 247V248L54 249ZM60 247H62L64 249V251L60 250V249H62ZM65 247H66V249H65ZM81 247L82 248L86 247L84 249H86V250L88 249L87 250L88 252L87 251L84 252V249H82ZM95 247L99 248L100 250L103 247L101 251L102 252L104 251L103 253H105V255L99 249H97L99 251V253L101 252L99 254L98 251L95 250L96 249ZM174 247L178 251H175ZM126 248H127V250H126ZM193 248H194V250L192 251ZM215 248L216 249L219 248L221 251L220 250L216 251ZM4 249L7 252H3ZM23 249H24V251L26 250V253H24V251H21ZM28 249L30 251H28ZM38 249H40V250H38ZM79 249L80 250L82 249L84 253H81L82 250L80 251ZM137 249H141L140 252H138ZM195 249L197 252L195 251ZM55 250H57L58 252L60 250L62 252L61 253L62 255L60 256V258L58 257V255H56L57 252ZM91 250L94 252H92ZM8 251H10L13 254L15 253V254L11 255V253H9ZM107 251H108V253H106ZM112 251H114V252H112ZM174 251L176 254L174 253ZM191 251H192V254H191ZM52 252L55 253V255H53ZM86 253L90 254L89 257L91 255L93 257V254H95L94 256L97 258L92 259L90 257L89 260L91 263L90 262L88 263L87 261H89V260L88 259L86 260V258H88L87 257L88 254L84 255ZM110 253L112 254V256L110 255ZM121 253H123V255ZM24 254H26V255L23 256ZM30 254L34 255V258H32V255L30 256ZM81 254H83V255H81ZM96 254L97 255L99 254V257L102 259L98 258V256H96ZM106 254H108V255H106ZM127 254H128V256L131 255V257H127ZM28 255L30 256V258H28L29 257ZM35 255L37 258H35ZM195 255H196V260H195ZM9 256H11V257H9ZM6 257H7V259L5 260ZM15 257L17 260H15ZM25 257H26V259H25ZM61 257H63V258H61ZM109 257H110V259H112L111 261H110ZM124 257H126L128 259H124ZM188 257H189V259L187 260ZM57 258H59V259H57ZM190 258H191V260H190ZM95 259H98V261ZM106 259L109 260L110 263ZM121 259L124 260V262ZM62 260H61V263L59 262V264H62ZM92 261H94L95 263ZM172 261H173V263H172ZM81 262L76 263V264H82ZM43 264H47V263H43Z\"/></svg>", "mask_w": 264, "mask_h": 264}]
</instances>
